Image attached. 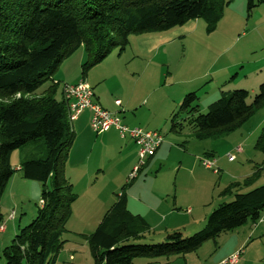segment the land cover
I'll list each match as a JSON object with an SVG mask.
<instances>
[{"label": "trees", "instance_id": "16d2710c", "mask_svg": "<svg viewBox=\"0 0 264 264\" xmlns=\"http://www.w3.org/2000/svg\"><path fill=\"white\" fill-rule=\"evenodd\" d=\"M226 3L0 0V228L5 223L1 197L15 174L11 165L15 151L34 147L25 154L20 172L25 179L43 185L38 215L4 250L6 264H55L77 199L65 174L75 134L67 102L64 97L57 99L60 83L54 79L62 63L84 49L85 75L115 49L124 51L133 35H164L199 19L209 23L211 32ZM263 4L264 0H248L250 10ZM250 99L247 90L225 92L203 114L197 93H189L171 117V132L188 133L199 141L219 140L241 128L264 105V83L252 104ZM256 149L264 154V127ZM132 182L122 188L97 230L87 238L93 264H135L137 259L184 257L206 242L216 244L223 234L257 224L264 215V186L243 193L247 188L235 182L222 192L231 201L215 209L198 233L184 237L181 232H173L162 244H135L145 240L149 226L127 209V188Z\"/></svg>", "mask_w": 264, "mask_h": 264}, {"label": "crops", "instance_id": "0c3cea01", "mask_svg": "<svg viewBox=\"0 0 264 264\" xmlns=\"http://www.w3.org/2000/svg\"><path fill=\"white\" fill-rule=\"evenodd\" d=\"M197 28L198 24L191 22L177 31L140 39L138 47L142 53H147L146 60L139 56L128 55L127 49L118 54H114L113 51V54L111 53L103 62L89 69L85 75L83 71L81 74L80 67H83L87 62V54L83 51L84 49H81L79 55L76 54L75 74L67 77L66 73L68 62L72 57L63 63L54 79L58 82L65 81V85L85 81L92 87L96 103L119 116L125 125L130 128L162 133L163 129L169 128L171 117L177 112L187 94H198L201 89L206 90L208 85L209 87L215 86L211 97L208 98L210 92L206 91L205 99L201 98L202 102L205 100L204 103L210 106L219 99L220 91H217L220 89L219 84L228 81L226 79L222 82L221 71L223 68L219 63V58L210 65L208 70L198 76L191 77L190 72L184 74L178 69L175 73L168 68L167 65H171L172 59L168 56L167 51L165 55H156L163 48L175 45L178 39L191 36ZM166 66L167 73H165ZM61 98H63L62 91ZM116 101H120L121 105L117 106ZM72 128L75 140L69 150L65 174L74 189L85 193L86 197L81 205L82 212L85 211L82 217L92 215L90 219L92 226L88 227L94 228L101 223L104 215L117 201V196L121 195L122 188L128 184V176L130 178L138 163V148L130 139L121 138L114 128L99 137L96 136L91 129V113L89 111L80 115L72 124ZM170 135L179 138L176 140H166L165 138V142L154 157L149 159L148 164L142 168L140 173L155 170L158 165H166L173 156H176L180 165L176 170L175 195L176 184L181 172L192 176L194 181L200 177L199 174L215 180V173L212 174L210 170L201 167V158H216L219 168L218 175L222 173L223 168H231V164L236 163V161L230 163L227 159V155L232 153L231 150L235 146L228 145L225 149H221L222 145L216 142L218 140H211L210 143L203 144L193 141L195 138L191 134L177 135L172 133L171 129ZM172 141L176 146L171 144ZM115 153H122L124 164L129 158L132 160L130 168L125 172L120 169L123 163L114 164L111 160ZM17 171H20V168H17ZM239 171V169L234 171L235 179L246 178L250 175V173L245 174ZM20 174L22 173L20 172ZM140 177V175L137 176V181L132 182L130 190L127 191L129 195H127V209L131 214L140 216L148 224L149 230L165 237L169 233L181 232L184 225L187 228L196 229L200 220H202V225L206 223L210 211L201 213V216L198 217L197 211H195L196 205L188 203L184 206L187 211L180 212V207L183 206H180L177 196L173 201L170 200L173 193L172 188L167 184L165 186L158 185L159 187L154 193H147L148 180H142ZM157 178L158 176H156V180ZM231 184L233 183H227L225 189ZM244 190L243 193H246L249 188ZM133 191L138 192L137 197L132 193ZM222 192L220 193L221 198L231 199L229 196H222ZM202 205L206 207L208 204ZM5 228V231L0 234L1 236L8 234L9 228L6 226ZM207 244L209 243L206 242L201 248ZM241 248H244L245 254L238 264H264V215L255 225L248 224L236 231L221 235L216 244L213 243L214 250L209 254L213 253L210 263L220 264ZM145 260L138 264H202V260L196 258L194 254L169 259ZM136 262L137 260L135 264Z\"/></svg>", "mask_w": 264, "mask_h": 264}, {"label": "rangeland", "instance_id": "374dc122", "mask_svg": "<svg viewBox=\"0 0 264 264\" xmlns=\"http://www.w3.org/2000/svg\"><path fill=\"white\" fill-rule=\"evenodd\" d=\"M226 1L227 3L224 4L222 8L221 19L217 22L213 31H209L210 25L203 19L189 21L185 25H188L191 22L198 24L196 31L191 36H185L178 39L175 45L163 48L156 55H165V52L167 51L168 56L172 59L171 65H167L168 68L173 72L178 69L184 74L190 72L192 74H190L191 77L198 76L208 70L210 65L219 58V63L223 68L221 71L223 77L222 82L228 79V81L223 84H219L220 89L217 90L220 91L219 99L225 92L247 90L251 93L249 104H252L255 96L259 93L261 84L264 83V4L250 10L248 8V0ZM182 27L177 29L179 30ZM177 29L172 31H177ZM152 36H154V34L131 36L130 43L126 48V53L130 56H139L146 60L147 53H142L140 51L138 41ZM80 51L82 50H78L70 57L73 58L68 62L69 66L66 72L67 77L75 74L74 68L75 65H77L76 57L79 55ZM119 52L121 53L122 51L120 48H117L113 53L118 54ZM167 66L165 67V73H167ZM80 70L82 74V67H80ZM56 82L60 83L59 94L57 96V99L60 100L61 91L65 85V81ZM253 86L255 89H253ZM214 89L215 86L209 87L208 85L206 90L201 89L197 94L199 97V108L203 114L208 113L207 108L209 106L204 103L205 100L202 102V99H205L204 93L209 91V98L212 96V91ZM263 127L264 105L259 107L241 128L216 141L222 145L221 149H225L228 145L235 147L242 146L244 154L236 153V163L231 164V168H223L220 175L210 170V173L216 174L214 181L212 178L209 179L205 177L206 175L203 176V174H199L200 177L194 181L192 176L187 175L185 172H181L176 184L177 191L175 195L174 186L177 176L176 170L180 165V161H178L176 156H173L171 161L166 165H158L155 170L141 172L138 175L141 176L140 178L142 180H148V186L146 187L147 193H154L159 187L158 185L165 186L167 184L172 188L173 193L171 194L170 200L173 201L177 196L180 206H183L180 207V212H186L187 208L184 206L191 203L196 205L195 211H197L196 215H198V217L201 216V213L204 214V212L207 213L210 211L211 214L224 202L231 201V199H223L220 197V193L225 190L227 183L239 182L242 186L249 188V191L264 186V154L256 149V142ZM170 129L171 124L168 129L162 130L163 136L165 137V135H167L165 137L166 140L178 139V136L170 135ZM193 141L203 144L211 142V140L200 142L196 139ZM171 144L176 146L173 141ZM234 148L231 150L232 152L234 151ZM33 149V146H29L24 150L15 151L11 158V165L15 174L1 197V209L5 222L4 225L9 228V232L5 236L0 235V264H6L4 250L12 245V242L20 230L29 226L36 219L38 210L42 206L41 196L43 185L39 182L25 179L23 174H20V171H17V168H20L21 166L25 154L33 151ZM111 160L114 164L120 165L123 163L120 168L122 172L128 170L132 163V160L129 158L124 164L122 153H115ZM201 167L203 166L201 165ZM238 169L240 170V173H250V175L246 178L240 177L235 179L233 177L236 176L234 171H237ZM156 176H158L157 180ZM248 178H250V180ZM134 181H137V179L133 180V182ZM130 188L131 187H128L127 191H129ZM73 190L77 199L72 206V215L66 225V230L61 237L62 249L55 264H93L92 250L87 238L97 230L99 225H96L97 227L94 228L88 227L92 226L90 225L92 224L90 220L92 215L89 214L86 217H82L85 211L82 212L83 208H81L86 195L82 191L74 189V187ZM137 191L132 192L136 197L138 196ZM205 203L208 205L203 207L202 204ZM13 211L15 212V216L14 219H11L10 215ZM200 221L197 223L195 227L196 229L190 227L187 228L184 225V229L181 231L184 237H191L202 230L206 223L202 225V220ZM155 234L156 233L153 231L148 230L145 234V240L135 242V244L156 245L165 242L166 236L161 237L158 233ZM208 243L209 244L201 248V250L199 249L198 252L191 253L194 254L196 258H200L202 264H211L210 262L213 253L211 255L209 254L214 249L213 243ZM140 261L143 263L146 260L137 259L136 264Z\"/></svg>", "mask_w": 264, "mask_h": 264}, {"label": "built area", "instance_id": "2783aa9c", "mask_svg": "<svg viewBox=\"0 0 264 264\" xmlns=\"http://www.w3.org/2000/svg\"><path fill=\"white\" fill-rule=\"evenodd\" d=\"M64 100L68 104L70 122L73 124L76 119L85 111L91 113V129L97 135L101 136L108 132L111 128L118 131L123 139H130L138 148V163L134 168L129 181L137 178L138 174L148 164V160L153 157L162 144L165 137L159 131H147L141 128H130L125 125L116 114H113L102 108L95 101V95L92 87L85 81L76 84H67L62 89ZM116 105L120 106L121 102L116 101ZM242 147H236L234 151L227 155L229 162L236 161V153L241 154ZM201 165L207 169L219 174L217 160L215 158H201ZM15 212L10 215L14 219ZM5 226L0 228V234L5 231ZM245 250L241 248L236 253L222 261L220 264H238L244 257Z\"/></svg>", "mask_w": 264, "mask_h": 264}]
</instances>
